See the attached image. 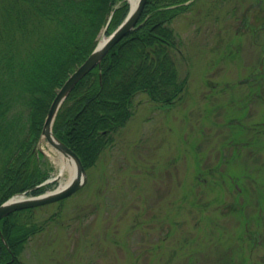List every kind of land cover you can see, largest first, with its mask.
Returning <instances> with one entry per match:
<instances>
[{
    "label": "trees",
    "instance_id": "obj_1",
    "mask_svg": "<svg viewBox=\"0 0 264 264\" xmlns=\"http://www.w3.org/2000/svg\"><path fill=\"white\" fill-rule=\"evenodd\" d=\"M189 1V2H188ZM195 0H147L135 27L115 43L74 86L56 115L53 131L86 169L114 142L145 93L165 106L188 87L179 62L183 40L173 21ZM130 9L128 0H0V204L14 194L38 195L50 170L37 147L58 89ZM16 210L0 222V264H29L24 250L60 210Z\"/></svg>",
    "mask_w": 264,
    "mask_h": 264
},
{
    "label": "rangeland",
    "instance_id": "obj_2",
    "mask_svg": "<svg viewBox=\"0 0 264 264\" xmlns=\"http://www.w3.org/2000/svg\"><path fill=\"white\" fill-rule=\"evenodd\" d=\"M218 3L220 0H196L188 11L179 15L172 23L183 40L184 58L179 62V69L182 75L188 73L189 78L181 101L173 106H159L143 92L136 96L133 116L116 132L113 144L101 154L96 164L87 169V180L82 188L60 201L38 207L41 217H47L57 210L60 213L44 231L28 242L23 258L29 264H88L90 258L92 264H131L130 260L125 259L122 249L111 243V238L116 237L122 242L128 225L137 219L144 221L146 231L138 232L137 228L130 227L129 234H144L141 247L146 245V249L158 250L151 257L152 264L194 263L196 254L190 256L189 253L201 251L196 247L204 245L201 239L197 245L189 248L184 244V249H179L176 258L170 260L175 254L173 248L181 245L182 237L189 235L188 230L194 228L193 220L186 222L184 229L187 232L183 233L181 228L183 219H187L185 217L191 212L182 215L177 208L174 212L170 211L169 215L168 210L176 199L175 196L178 202L182 194L192 195L195 192L193 182L196 181V163L189 159L185 145L190 144L189 149L194 154L195 140H187L203 137L202 129L209 123V109H225L237 115L244 113V110L239 109L241 101H236V106L228 107L226 98L220 91L226 90V95H230L231 100H236V96H232L230 92L241 91L242 84L239 80L248 77L250 71L246 61H252L258 53V48H254L244 57H238L235 62L228 58L223 62L221 52L212 53L209 50V46L220 44L222 18L226 15V9L233 8L235 2L230 0L222 12L220 8L223 6ZM238 11L236 15L242 13L239 7ZM217 15L220 17L218 23L215 18ZM235 20L230 19L232 25H235ZM213 30L212 34L208 33ZM230 33L233 31L230 30ZM107 35L104 28L99 40ZM228 38L225 37V40ZM232 40L238 42L234 36ZM228 48L225 45L223 49ZM213 95H218L215 101L211 100ZM219 114L215 119L223 121V116ZM209 139H216V135L210 134ZM37 147L43 153L41 162L49 168L50 177L60 174L56 185L65 182L69 172H61L57 161L60 158L58 151L43 139ZM176 164L177 172L174 169ZM242 166V163H238L230 171L239 173ZM219 181L213 189L219 190L232 184L228 176H220ZM155 219H160V222L166 219L171 224L172 232L167 240L160 239L150 247L149 236L164 235V229L158 231L155 228ZM208 221V218L201 221L198 235L205 236L204 228L208 227V223L212 224ZM114 229L117 230L116 233ZM212 232L216 240L222 235L219 226H215ZM231 235L229 232L227 237L230 239ZM170 247L172 250H169ZM108 254L112 256H107Z\"/></svg>",
    "mask_w": 264,
    "mask_h": 264
},
{
    "label": "flooded vegetation",
    "instance_id": "obj_3",
    "mask_svg": "<svg viewBox=\"0 0 264 264\" xmlns=\"http://www.w3.org/2000/svg\"><path fill=\"white\" fill-rule=\"evenodd\" d=\"M229 1L220 0L218 4L223 6L220 8L221 12L226 9ZM234 2L233 8H227L226 15L222 18L223 26L219 30L220 44L209 46V50L212 53L221 52L223 62L227 58L235 62L238 57H244L247 52L258 48L257 56L254 55L252 61H246L250 71L248 77L239 80L242 84L241 91L230 92L232 96H236V100H231L230 95H226V90L220 91L226 98L228 107L236 106V101H241L239 109L244 110V113L237 115L225 109H209V123L202 129L203 137L187 140H195L194 154L189 149L190 144L185 145L186 154L196 163L198 169V172L196 169L194 171L195 192L192 195L182 194L178 202L175 196L176 199L168 210L169 215L170 211L174 212L177 208L182 215L191 212L188 215L190 217L186 216L187 219L180 223L183 233L187 232L184 226L188 220H193L194 228L188 230L189 235L182 237L181 245L173 248L175 254L170 257L171 261L176 258L184 244L189 248L197 245L201 239L204 245L196 246L201 251L189 253L190 256L196 254L193 264H264V0ZM238 7L242 13L236 15ZM215 18L218 23L220 17L217 15ZM232 18L236 19L235 25L231 24ZM214 30L208 33L212 34ZM230 30L233 33H230ZM232 36L236 37L238 42H234ZM225 37L229 38L225 40ZM225 45L229 48L224 50ZM224 69L226 68H221ZM217 98L218 95H213L211 100L215 101ZM175 104L177 102L169 105ZM219 113L223 116V121L215 119ZM212 133L216 135V139H209ZM184 163L187 164L186 161ZM238 163L243 164L241 171L232 173L230 168ZM174 169L175 172L178 171L177 164ZM225 175L232 181L231 186L213 189L220 183L219 177H226ZM205 218L212 224H207L208 227L204 228L205 236L202 237L198 235V230ZM155 220V228L158 231L164 229V235L149 236L150 247L160 239L167 240L172 232L171 224L166 219H163V222H160V219ZM215 226L221 227L223 235H219L217 240L212 232ZM130 227L137 228L138 232L143 231L144 221L132 220L126 229L125 239L120 242L116 237H112L111 243L122 249L125 259L130 260L131 264H152L151 257L158 250L146 249V245L141 247L140 242L144 234H129ZM113 231L117 232L116 229ZM229 232L232 233L230 239L227 237ZM169 250H172V247ZM110 254L107 256H112ZM87 263L92 264V258Z\"/></svg>",
    "mask_w": 264,
    "mask_h": 264
},
{
    "label": "water",
    "instance_id": "obj_4",
    "mask_svg": "<svg viewBox=\"0 0 264 264\" xmlns=\"http://www.w3.org/2000/svg\"><path fill=\"white\" fill-rule=\"evenodd\" d=\"M146 1L147 0H137L135 4H132L129 0L130 9L122 22L108 36H106V40L102 44L98 42L97 46L88 55V57L80 65H78V67L62 85L50 105L48 115L43 126L41 139L45 138L56 148L57 151L75 159L77 168L76 175L65 185H58L53 190H49L38 195H25V193H18L11 196L0 204V221L3 217L16 210L45 205L66 198L79 190L86 183L87 172L81 158L71 147L54 134L52 125L60 106L78 81L81 80L95 66H100L103 57L110 50V48L135 27L140 19ZM58 178L59 175L54 178H49L45 182Z\"/></svg>",
    "mask_w": 264,
    "mask_h": 264
},
{
    "label": "bare ground",
    "instance_id": "obj_5",
    "mask_svg": "<svg viewBox=\"0 0 264 264\" xmlns=\"http://www.w3.org/2000/svg\"><path fill=\"white\" fill-rule=\"evenodd\" d=\"M130 2L132 3V4H135L136 2H137V0H130ZM106 40V36H104L103 38H101L100 40H99V43H103L104 41ZM73 73V72H72ZM71 73V74H72ZM69 78V77H68ZM67 80V79H66ZM66 82V81H65ZM64 82V83H65ZM63 83V84H64ZM62 87V86H61ZM60 87V88H61ZM60 88L58 89V91H57V93L59 92V90H60ZM57 93H56V95H57ZM56 97V96H55ZM54 97V98H55ZM54 100V99H53ZM66 100V99H65ZM64 100V101H65ZM63 104V103H62ZM61 107V106H60ZM50 108V107H49ZM60 109V108H59ZM49 111V110H48ZM58 113V112H57ZM47 115H48V112H47V114H46V117H47ZM57 115V114H56ZM46 117H45V120H46ZM55 118H56V116H55ZM54 121H55V119H54ZM45 123V122H44ZM53 124H54V122H53ZM44 126V125H43ZM52 129H53V125H52ZM43 130V129H42ZM54 132V131H53ZM55 134V133H54ZM56 135V134H55ZM41 136H42V134H41ZM58 137V136H57ZM43 139V141H46V142H48L45 138H42ZM60 139V138H59ZM40 140H41V138H40ZM61 140V139H60ZM64 142V141H63ZM49 143V142H48ZM50 144V143H49ZM67 144V143H66ZM68 145V144H67ZM50 146H52L51 144H50ZM69 146V145H68ZM55 150H56V148L54 147V146H52ZM70 147V146H69ZM74 150V149H73ZM76 152V151H75ZM58 153H59V160H57L58 161V163L60 164V167H61V172L62 171H64V170H67L68 172H69V177H68V179L65 181V182H62L61 184H60V186H63V185H65L70 179H72L75 175H76V170H77V168H76V162H75V159L73 158V157H70V156H66V155H64L62 152H59L58 151ZM80 157V156H79ZM82 160V159H81ZM83 163V162H82ZM96 164V163H95ZM94 164V165H95ZM93 165V166H94ZM92 166V167H93ZM85 167V166H84ZM91 168V167H90ZM85 169H86V167H85ZM86 172H87V169H86ZM59 175V177H60V174H58ZM57 175V176H58ZM56 177V176H55ZM49 178H54V177H49ZM48 178V179H49ZM57 179H53V180H51V181H49V182H52V181H56ZM58 185H56V187H57ZM56 187H54V188H56ZM54 188H52L51 190H53ZM82 188V187H81ZM15 195V194H14ZM13 196V195H12ZM10 198V197H9ZM51 221L52 220H50L49 222H48V224H47V227L51 224ZM1 222V221H0ZM1 228V227H0Z\"/></svg>",
    "mask_w": 264,
    "mask_h": 264
}]
</instances>
